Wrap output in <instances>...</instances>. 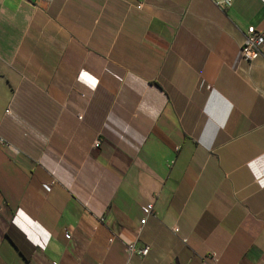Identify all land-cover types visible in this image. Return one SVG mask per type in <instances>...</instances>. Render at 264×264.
Here are the masks:
<instances>
[{"label":"crops","instance_id":"0c3cea01","mask_svg":"<svg viewBox=\"0 0 264 264\" xmlns=\"http://www.w3.org/2000/svg\"><path fill=\"white\" fill-rule=\"evenodd\" d=\"M248 25L264 0H0V264H264Z\"/></svg>","mask_w":264,"mask_h":264},{"label":"built area","instance_id":"2783aa9c","mask_svg":"<svg viewBox=\"0 0 264 264\" xmlns=\"http://www.w3.org/2000/svg\"><path fill=\"white\" fill-rule=\"evenodd\" d=\"M42 1H50V0H35V2H42ZM212 2L220 7V8H227L232 5L233 0H212ZM141 3L137 4V7H141ZM264 55V32L256 29L254 25H248L246 33L244 35L243 42L240 47V59L245 61H252L257 59L258 57ZM9 111V110H7ZM2 140L0 139V142ZM3 142V141H2ZM100 140L96 139L93 143L94 147H99ZM142 211L144 216H149L153 212V204L147 203L142 206ZM177 231V228H174ZM66 238H70V233H65ZM132 248V246H130ZM146 248L142 250V253H146ZM210 257L215 260L217 258V253L212 252ZM52 264H60L59 262H53Z\"/></svg>","mask_w":264,"mask_h":264}]
</instances>
